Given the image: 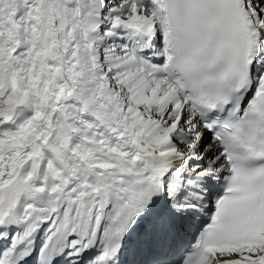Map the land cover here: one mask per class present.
Instances as JSON below:
<instances>
[{"label":"snow or ice","instance_id":"6c2138e0","mask_svg":"<svg viewBox=\"0 0 264 264\" xmlns=\"http://www.w3.org/2000/svg\"><path fill=\"white\" fill-rule=\"evenodd\" d=\"M0 264H264V0H0Z\"/></svg>","mask_w":264,"mask_h":264}]
</instances>
